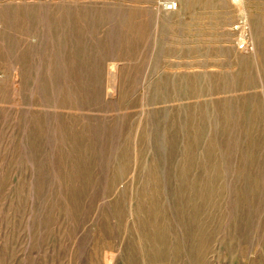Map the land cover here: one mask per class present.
I'll use <instances>...</instances> for the list:
<instances>
[{
  "label": "rangeland",
  "instance_id": "1",
  "mask_svg": "<svg viewBox=\"0 0 264 264\" xmlns=\"http://www.w3.org/2000/svg\"><path fill=\"white\" fill-rule=\"evenodd\" d=\"M0 264H264V0H0Z\"/></svg>",
  "mask_w": 264,
  "mask_h": 264
},
{
  "label": "bare ground",
  "instance_id": "2",
  "mask_svg": "<svg viewBox=\"0 0 264 264\" xmlns=\"http://www.w3.org/2000/svg\"><path fill=\"white\" fill-rule=\"evenodd\" d=\"M173 5L174 3H170L169 5ZM169 5L167 6V11H170V12H172V11H175L176 9H177V4H176V9H172V10H170V7H169ZM173 8V7H172ZM14 70H15V68H14ZM18 72V71H17Z\"/></svg>",
  "mask_w": 264,
  "mask_h": 264
},
{
  "label": "built area",
  "instance_id": "3",
  "mask_svg": "<svg viewBox=\"0 0 264 264\" xmlns=\"http://www.w3.org/2000/svg\"><path fill=\"white\" fill-rule=\"evenodd\" d=\"M169 7H170V10H172V9H176V4H171V5H169ZM173 7V8H172Z\"/></svg>",
  "mask_w": 264,
  "mask_h": 264
}]
</instances>
